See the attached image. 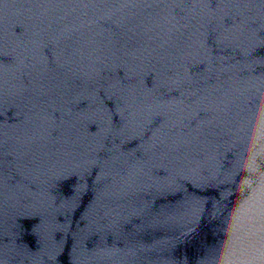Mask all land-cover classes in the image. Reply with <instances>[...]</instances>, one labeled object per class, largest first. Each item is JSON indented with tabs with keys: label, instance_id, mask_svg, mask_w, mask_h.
Here are the masks:
<instances>
[{
	"label": "water",
	"instance_id": "95a60500",
	"mask_svg": "<svg viewBox=\"0 0 264 264\" xmlns=\"http://www.w3.org/2000/svg\"><path fill=\"white\" fill-rule=\"evenodd\" d=\"M0 264H264V0H0Z\"/></svg>",
	"mask_w": 264,
	"mask_h": 264
}]
</instances>
